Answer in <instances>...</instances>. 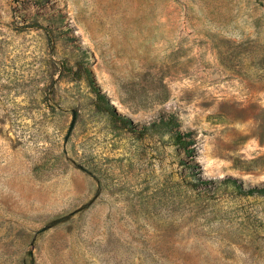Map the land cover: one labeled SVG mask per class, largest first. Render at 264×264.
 Segmentation results:
<instances>
[{"label":"rangeland","instance_id":"374dc122","mask_svg":"<svg viewBox=\"0 0 264 264\" xmlns=\"http://www.w3.org/2000/svg\"><path fill=\"white\" fill-rule=\"evenodd\" d=\"M228 175L264 184V0H0V264H264Z\"/></svg>","mask_w":264,"mask_h":264},{"label":"trees","instance_id":"16d2710c","mask_svg":"<svg viewBox=\"0 0 264 264\" xmlns=\"http://www.w3.org/2000/svg\"><path fill=\"white\" fill-rule=\"evenodd\" d=\"M89 79L91 80V83L94 84L93 80V73L88 72ZM98 91V96L105 100L111 107H114L113 104L110 102V98L103 93L99 88H96ZM170 118L168 121H166L164 118L162 119L163 122L167 125L173 124L175 127L178 125V122H175V118L173 115H170ZM171 128V132L175 135V139L178 143H180L184 148H188L191 144L195 146L187 150L188 154L195 157V147H196V138L192 135V132H182L179 128ZM189 138V140H187ZM197 182L200 185H205L207 183H219L224 185H232L233 187H236L238 190H240L241 193L247 195V196H264V184L262 185H251L246 186L243 181H241L239 178L228 175L222 178H202V176L197 177ZM199 184H196L197 187ZM206 187V186H205Z\"/></svg>","mask_w":264,"mask_h":264}]
</instances>
